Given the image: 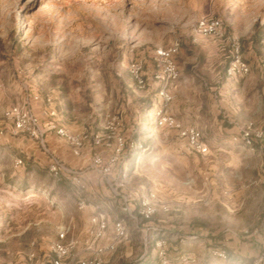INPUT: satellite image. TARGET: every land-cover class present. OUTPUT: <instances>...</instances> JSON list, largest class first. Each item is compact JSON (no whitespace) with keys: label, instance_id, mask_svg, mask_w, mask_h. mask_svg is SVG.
Segmentation results:
<instances>
[{"label":"rangeland","instance_id":"obj_1","mask_svg":"<svg viewBox=\"0 0 264 264\" xmlns=\"http://www.w3.org/2000/svg\"><path fill=\"white\" fill-rule=\"evenodd\" d=\"M208 16L221 18L227 34L240 40L251 68L247 76H227L228 43L195 34L197 22ZM176 40L180 76L183 71L191 79L188 91L203 112L180 116L172 104L170 111L202 132L206 156L177 131L156 125L164 84L153 79L154 52ZM134 60L144 64L146 89L130 73ZM179 81L169 86L172 95ZM220 82L229 85L225 94ZM223 99L235 116L221 108ZM14 106L47 119L46 111L54 110V118L83 127L73 133L106 135L113 127L143 148L126 149L104 178L93 170V157L108 160L112 148L88 144L74 157L55 134L0 138V264L44 262L62 227L70 229V239H83L98 213L111 224L124 219L129 230L115 264H160V239L172 264H185L183 256L194 264H264V143L250 147L235 140L248 123L264 127V0H0V121ZM56 162L64 168L59 175L52 171ZM150 193L170 212H158L145 233L136 210ZM125 198L132 215L121 211ZM76 252L84 256L82 249Z\"/></svg>","mask_w":264,"mask_h":264},{"label":"built area","instance_id":"obj_2","mask_svg":"<svg viewBox=\"0 0 264 264\" xmlns=\"http://www.w3.org/2000/svg\"><path fill=\"white\" fill-rule=\"evenodd\" d=\"M197 36L212 38L226 42L230 46L231 58L227 67V76L230 78L247 76L250 65L245 61L242 53L240 40L237 37L229 36L221 18L208 16L201 18L194 29ZM181 50L178 40L167 47H159L154 52V62L156 70L153 79L163 83L164 86L158 92L160 106L156 111V125L161 129H169L178 132V135L187 141L189 147L196 153L206 156L210 153V148L204 140L202 132L194 127H185L170 111L173 102V95L169 86L180 78L177 64V56ZM130 73L140 89H146L148 80L146 78L145 67L142 61L134 60L130 65ZM33 99L38 100V96ZM47 116L54 118L56 112L47 110ZM11 133L12 135H25L31 138H44L46 135L55 134L65 140L70 146L74 157H81L88 144L95 148H112L114 153L108 160L100 154L93 157V170L104 178L111 177L119 157L128 148L142 149L143 146L137 142L128 143L126 139L115 132V128L108 127L107 134H92L87 132L73 133L65 127L59 126L55 120H48L45 123L26 106H14L3 115L0 121V138ZM241 140L245 145L254 147L259 143H264V127H257L254 123H248L240 128L239 135L235 140ZM23 163L22 160L16 162L17 166ZM64 169L59 162L52 165V171L59 175ZM74 176V181L81 183L79 173L68 171ZM117 196H120L116 192ZM81 210L86 208V202L79 203ZM125 214L132 215L129 200L125 198L121 207ZM169 213L170 206L161 200L156 193H150L140 199L137 214L144 221H151L158 212ZM91 227L83 239H70V229L62 227L58 233V239L51 246V256L44 262L37 264H107V256L117 252L119 244L129 238V230L124 219H116L112 224L104 213H98L91 219ZM160 264H172L167 248V242L160 239L156 242ZM82 249L84 256H80L76 251ZM226 258V253L218 254ZM30 261L36 260V254L29 256ZM185 264H194L195 259L190 256H183ZM264 262V257L259 260Z\"/></svg>","mask_w":264,"mask_h":264},{"label":"crops","instance_id":"obj_3","mask_svg":"<svg viewBox=\"0 0 264 264\" xmlns=\"http://www.w3.org/2000/svg\"><path fill=\"white\" fill-rule=\"evenodd\" d=\"M149 1H156V0H149ZM165 43L166 42H163L162 44H165ZM167 45H169V44H167ZM153 46L159 47L158 44H154ZM181 53H182V51H181ZM220 84L221 85L219 87H220V90L222 91L221 93L225 94L227 92L226 89L229 87V85L225 84V82L224 83L220 82ZM190 85H191V79L186 77L184 72L181 71L180 81L177 83V87L173 90V103H172L173 112L178 113L180 116H181L182 112H186V113L187 112H189V113L196 112L197 114L203 112V105H202L201 101H199L197 99V101H195V103H193L194 102L193 101L194 95L191 91H188L191 88ZM181 92H184V99H181V97H182L180 94ZM187 92H189V94H187ZM253 95L255 96V92L253 93ZM195 97L198 98V95H196ZM257 104L258 103L256 101H252L250 103L251 107H254V108L256 107ZM194 105H195V107H194ZM219 105L221 106L222 109L225 108L226 110H228L229 113H231V115L235 116L237 114V111L232 109L233 106L231 107L230 104L227 102V100L223 99L222 101H220ZM259 108H261V105H259ZM240 117H237V118L240 119ZM41 119L43 120V122H46L48 120H55L59 126L65 127L66 129H68L71 132H74L77 130L79 131L83 128V127L72 126V124H70L69 121L62 120L59 116H57L56 118L47 119V117H44L43 115H41ZM248 119L251 120L254 118L248 117ZM236 128L237 127H234V129H236ZM157 216L158 215H156L151 221H142L143 224H142L141 231L147 233V231H149L150 228L146 229V227H149L150 225L154 224V222L157 221ZM127 244H128V242H125V245H127ZM119 249H120V245H119ZM119 253H117V254H119ZM116 255L115 254L114 255H108L107 256V264H115L116 258L118 257ZM124 255L126 257H128V255H129L128 251H126L124 253ZM124 255L120 256V258H123ZM113 256L115 257V259H112Z\"/></svg>","mask_w":264,"mask_h":264}]
</instances>
